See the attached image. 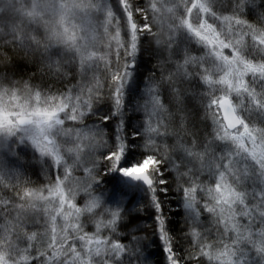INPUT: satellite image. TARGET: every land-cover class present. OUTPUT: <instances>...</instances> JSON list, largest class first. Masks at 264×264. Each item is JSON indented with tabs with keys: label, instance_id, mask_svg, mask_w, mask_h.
<instances>
[{
	"label": "snow or ice",
	"instance_id": "snow-or-ice-1",
	"mask_svg": "<svg viewBox=\"0 0 264 264\" xmlns=\"http://www.w3.org/2000/svg\"><path fill=\"white\" fill-rule=\"evenodd\" d=\"M4 154L0 264H264V0H0Z\"/></svg>",
	"mask_w": 264,
	"mask_h": 264
},
{
	"label": "trees",
	"instance_id": "trees-1",
	"mask_svg": "<svg viewBox=\"0 0 264 264\" xmlns=\"http://www.w3.org/2000/svg\"><path fill=\"white\" fill-rule=\"evenodd\" d=\"M140 70L143 71L144 69L141 68ZM137 159H138L137 157H129V158H128V161L123 162V165H128V163L136 162ZM15 164H16V162H14V163H12L11 165H9V167L14 166ZM7 166H8V165H7ZM110 175L112 176V175H114V174L111 173ZM111 176L108 175V178H110ZM33 179H35V177H33ZM105 186H108V185L105 184ZM169 208H170V211H175V210H176L174 205H169ZM145 222H148L147 217L145 218ZM152 250L155 251V246H153V249H152ZM157 259H158L157 256H153V264H155V261H156Z\"/></svg>",
	"mask_w": 264,
	"mask_h": 264
},
{
	"label": "rangeland",
	"instance_id": "rangeland-1",
	"mask_svg": "<svg viewBox=\"0 0 264 264\" xmlns=\"http://www.w3.org/2000/svg\"><path fill=\"white\" fill-rule=\"evenodd\" d=\"M0 160H3V162H4L6 165H8V166L11 165L12 163L16 162V161H14L11 157H8L6 154L0 156ZM123 162H125V161H122V164H123ZM133 163H135V162H133ZM124 166H128V165H124ZM110 174H111V173H109L108 175L111 176Z\"/></svg>",
	"mask_w": 264,
	"mask_h": 264
}]
</instances>
